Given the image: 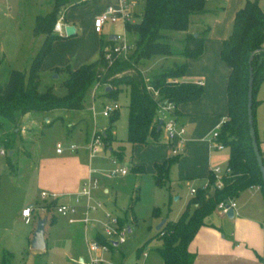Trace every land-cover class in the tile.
I'll return each instance as SVG.
<instances>
[{"label": "rangeland", "instance_id": "1", "mask_svg": "<svg viewBox=\"0 0 264 264\" xmlns=\"http://www.w3.org/2000/svg\"><path fill=\"white\" fill-rule=\"evenodd\" d=\"M143 3L144 0H141L136 6V16L140 15ZM70 5L72 7L67 10L66 7L61 9L57 21L60 14L64 13L65 26H76L78 32L72 37L53 42L52 50L45 58L39 74V91L51 90L60 97L68 93V71L75 66L81 53L89 51L93 56L88 61L91 63L100 58L98 37L91 29L97 16L104 11L106 0H72ZM54 6V0H0V85L9 79V73L5 72L8 65L24 68V59L29 50L40 49L45 36L34 34L36 19L49 14ZM104 30L107 34L116 35L123 31L121 25L117 24H108ZM170 33L174 37L183 32ZM128 40L132 46L130 57L135 49V35L129 34ZM177 42L173 41L175 49L180 48ZM67 55L70 59H66ZM153 63L149 61L140 65L144 75H153L162 66L168 67L162 65L158 68ZM171 66L173 65L169 67ZM100 86L97 82L93 84L85 97V107L82 110L58 109L37 113L43 117L34 123L31 121L35 118H22L18 128L0 118L5 122L4 131L0 130V150L5 149L7 152V155L0 154V264L5 254L6 264H87L90 260L92 232L110 239L105 231L109 222L107 214L118 217L119 230L125 233L123 239L120 235H113L112 241L120 242V245L114 250L111 246V252L106 254L109 264H162L157 251L161 247V240L155 237L156 227L163 219L178 220L190 200V189L202 188L203 180H193L187 175H181L187 174V170L191 168L193 161H190L178 169L179 176H185L184 179L181 178L183 180L169 182V188L168 184H156L151 151L144 144L133 145L127 141L130 88L122 85L121 91L112 96L105 95L106 88ZM94 90L102 93V96L95 98ZM255 92L256 103L253 110L257 138L260 140L264 135V79L257 84ZM115 103L120 107L116 134L112 130L108 142L104 141L105 145L100 146V152L90 159L86 150L88 145L96 130L102 134L110 121V117L103 115L105 106ZM158 111L162 116L165 114L162 108ZM57 144L65 147L62 157L56 154ZM70 145L78 147L77 152L81 154L82 162L90 166L97 178L98 190L93 196V204H101V207L91 212L88 231L84 224L70 225L59 217L54 228L48 226V232L54 230L58 234L57 242L55 245L50 244L45 252L37 251L31 246L32 232L36 230L40 219L49 218V215L40 211L37 203H44L39 178L42 175H57L64 167L71 168L72 161L64 160L70 159L67 156H72L68 155L72 153L69 152ZM12 147L16 151L10 149ZM111 147L115 154L122 147V157L113 155ZM168 147L171 156L176 157L177 155L172 154V146ZM226 153L227 150L221 152ZM123 169L127 170V174L112 173ZM191 171L192 169L189 170ZM212 175L216 187L221 175ZM105 189L109 193H105ZM29 204H34L36 217L30 224H26L22 213ZM83 215L84 210L82 213L79 210L78 217ZM219 217L220 214L216 211L210 220L219 222ZM232 220L228 221L233 223ZM71 230L75 234L68 239L66 233ZM93 239L101 242L96 236ZM139 248H143L142 251L139 252ZM7 249L13 251L12 256L7 254ZM143 252H147L149 256L144 257ZM81 258L85 259V263L80 262Z\"/></svg>", "mask_w": 264, "mask_h": 264}, {"label": "trees", "instance_id": "2", "mask_svg": "<svg viewBox=\"0 0 264 264\" xmlns=\"http://www.w3.org/2000/svg\"><path fill=\"white\" fill-rule=\"evenodd\" d=\"M54 9L45 16H38L34 27L37 36L44 35V42L32 58L26 70H12L8 81L0 85V118L18 128L22 118L28 113H46L52 110H82L85 97L95 82L111 87L105 95L116 96L122 85L130 88L127 141L135 144H152L162 131L159 128L157 112L166 103L177 106L198 100L203 88L200 83L182 81L187 70L186 62L162 66L160 70L147 78L140 65L155 57H167L181 54L185 58L201 55L204 34L186 35L177 40L182 48L175 49L170 32H186L190 17L204 12L205 0H144L138 21L127 24L129 34L135 35V49L128 59L114 58L109 61L107 49L114 41H102L101 55L95 62L84 64L72 70L66 80L68 93L57 96L51 90L39 91V74L45 58L52 50L53 42L64 35L54 32L57 17L62 8L72 7V0H54ZM76 6V5H74ZM221 60L229 67L226 97V119L218 130L217 140L228 148V172L221 175V187L214 186L213 173L208 175V186L197 188L190 197L185 210L176 221L166 220L155 237L161 240L157 248L162 264H193L195 254L188 247L205 220L212 215L222 201L233 200L238 194L254 185L264 193V186L256 157L251 144L247 115V91L249 79V58L253 61V126L259 152L257 131L254 118L256 103L255 89L264 79V7L259 0H246L234 17L230 34L222 40ZM119 113L110 116L109 126L103 132L108 142L115 127ZM5 122L0 120V130L4 131ZM8 140V139H7ZM14 149V147L10 148ZM122 149L119 152L122 156ZM178 161V157L164 160L154 165V179L158 185H169V170ZM102 243H108L104 235H96ZM112 249L117 246L111 245ZM143 248H139V252ZM5 264V263H3Z\"/></svg>", "mask_w": 264, "mask_h": 264}, {"label": "crops", "instance_id": "3", "mask_svg": "<svg viewBox=\"0 0 264 264\" xmlns=\"http://www.w3.org/2000/svg\"><path fill=\"white\" fill-rule=\"evenodd\" d=\"M245 2L246 0H205L204 12L192 15L190 17V24L187 31L173 37V39H175L174 41H177L183 39L186 35L204 34L206 39L203 43L201 55L196 58L187 59L181 54H176L167 57H155L151 60L154 62L153 64L155 67L158 68L162 65L169 67L175 63L180 64L186 62L187 70L181 80L200 83L203 88L202 96L198 100L178 105L177 114H169L164 111L165 114L162 116L159 111L157 112L156 117L163 120V122L169 117H174L186 129L184 142L181 146V152L176 156L178 157V161L172 165L169 170L168 178L170 183L180 182L184 179L183 177L185 176H179L180 174L178 173V169L190 161H193L190 168L192 171L189 172V169L186 172L187 174L181 175H187L189 176V179L193 180L202 179V187L208 186V175L213 167L219 166L224 169L227 166L229 155L228 148L224 147L221 150L214 149L209 142V137L218 124L226 118L227 113L226 88L229 67L221 60V43L222 40L227 38L230 34L235 14L243 7ZM110 3L111 0H106V6ZM259 5L264 7V0H259ZM136 14L137 12L135 11V15ZM136 18H138V16H136ZM77 32L78 30L76 28V33ZM91 32L97 34V44L100 49V54L103 40L111 39L114 41V45L117 43L116 34H107L104 29L102 33H97L95 31V27H92ZM64 36L67 37L66 35ZM177 44L180 48H182V44L180 42H177ZM38 49L39 48L29 50L24 59V68L20 69L17 68L16 65L13 66L10 64L5 72H8L10 75L12 70L28 69L32 58L39 51ZM92 57L93 56L89 53V51L81 53L75 66L70 69L75 70L84 64L91 63L88 61ZM66 59H70L69 55L66 56ZM145 75L151 76L146 73ZM100 87H105V91H107L108 88H111L104 85H101ZM100 87L97 88L100 89ZM94 95L95 98H97L102 96V93H97V91L94 90ZM42 117L43 115L41 114L28 113L23 117V119L35 118L31 121L34 123ZM108 126L104 129V132ZM113 130L116 134V124ZM97 131L99 130H96V132ZM152 140L154 143L145 146L153 154L152 163L154 165L162 163L168 158L174 157L171 156L168 146L175 145L178 141L169 140L163 129L161 133ZM258 142L259 147L263 152L262 158L264 161V135L263 137H260ZM121 149L123 150L121 147L115 154L114 148L111 147L112 154L121 158L122 156L119 153ZM86 150L89 158L92 159L89 154V150ZM224 150H227V153L221 154ZM69 152L72 153H69L68 155L72 156H67V158L70 159L64 160L72 161L73 164L71 168L64 167V169L57 175H42L39 180L41 182V186L43 187V192L47 191L48 194H55L57 196L56 200H50H53L55 203L77 204L80 212L82 213L83 210L85 211L86 199L81 197L79 198L80 200L77 201L78 193L81 190L83 182L89 177V175H93V173L91 172L92 170L90 166L82 162L81 154L78 153L77 150ZM74 152H77L76 155H73ZM13 153L14 151L12 154ZM56 154L58 157H62L64 153L59 154L56 149ZM139 171H141V168ZM170 176L173 178L171 179ZM178 185L180 184L178 183ZM216 187H221V180H219V185H216ZM97 190L98 188L94 190L93 196L96 195ZM105 193H109V190L105 189ZM191 196L192 195L190 194V197ZM233 200L236 202L233 218L230 219L227 215H220L218 218L219 222H214L210 220V215L206 218L205 225L198 230L196 236L188 247L189 252L195 254L193 264H264V193L258 185H254L242 190ZM37 203L40 207L42 206L41 202ZM27 207L33 208L32 219H34L36 217V208L34 207V204H29L25 206L24 209ZM59 217L64 219V221L70 225H83L80 221L71 224L65 217L60 215H52L47 218V249L50 244L55 245L58 240V234L54 232V230H50L48 232V226L50 225L51 228H54V225H56ZM22 218L26 224H30L32 222L31 220L30 223H27L23 213ZM78 218L80 219V217ZM228 220H232L233 223H230ZM85 230L88 231L89 229L85 226ZM129 232H131V228ZM34 233L35 230L32 232L30 241L33 239ZM96 233L97 232H92V239L95 238ZM73 234L75 233L72 230L67 232V238L70 239ZM7 250V254L12 256L13 251L9 249ZM46 250L42 252H45ZM6 256V254L3 255L1 264L7 263ZM80 262L85 263V259L81 258Z\"/></svg>", "mask_w": 264, "mask_h": 264}, {"label": "built area", "instance_id": "4", "mask_svg": "<svg viewBox=\"0 0 264 264\" xmlns=\"http://www.w3.org/2000/svg\"><path fill=\"white\" fill-rule=\"evenodd\" d=\"M141 2V0H111V3L106 6L105 10L101 15L97 16L94 21L95 31L97 33H102L103 29L108 24H117L121 25L123 31L122 33L117 35V43L113 45V47L107 49L106 57L109 61H112L114 58L120 59H128L129 53L132 50V46L129 43L128 35L129 32L127 30V24L134 23L136 19L135 15V7ZM65 16L64 13L60 14L58 21L55 24L54 32L59 35H65ZM119 105L115 103L114 105H106L103 115L105 117H110L113 113L119 110ZM162 108L165 112L171 114L174 110V105L172 103H166L162 105ZM226 119V118H225ZM222 120L216 129L212 132L209 137V142L211 146L216 150H221L224 148L223 144L217 140L218 130L221 124L225 121ZM162 129L167 135L168 139L173 141L177 140L178 143L172 145V154L178 155L181 152V146L184 142V135L186 133L185 127L180 124L176 118L169 117L167 118L163 124ZM104 135L103 133L96 132L90 144L88 145V150L90 152L91 157L100 152V146L104 144ZM70 151H75L78 149L75 145H70ZM57 152L59 154L64 153L65 147L61 144H57ZM1 155H7L5 149L0 150ZM127 173V170L123 169L121 171H115L112 173ZM211 172L215 175H223L228 172L226 168L222 169L219 166L213 167ZM98 188V180L95 176L89 175V177L83 182L81 190L78 193L77 201H79L81 197L86 199V210L84 211L83 217L78 218L79 207L77 204L72 203H55L53 200L57 199V196L50 195L47 192L42 193V199L44 200V204L40 207V211L49 215H60L65 217L69 223L74 224L77 222H82L86 227L89 226L90 214L92 211H97L101 204H93V192ZM195 189L190 190V194L194 195ZM53 199V200H50ZM229 208L235 209L236 202L234 200L222 201L217 205V211L220 215L226 216ZM23 216L27 223H30L33 216V208L27 207L23 211ZM109 222L105 226V231L110 239H107L108 243H102L97 240L92 239L89 244L90 251V260L87 264H109L110 262L106 259V254L111 252V245L119 246L120 242H113L112 238L114 234L120 235L123 237L125 233L120 231L118 217H114L111 214L106 215ZM114 226L116 227L114 229ZM123 241V240H122ZM144 257H148L149 254L147 252L142 253Z\"/></svg>", "mask_w": 264, "mask_h": 264}, {"label": "water", "instance_id": "5", "mask_svg": "<svg viewBox=\"0 0 264 264\" xmlns=\"http://www.w3.org/2000/svg\"><path fill=\"white\" fill-rule=\"evenodd\" d=\"M66 31V36L67 37H72L76 34V27L75 26H66L65 28ZM196 36V35H195ZM264 50V49H263ZM253 55L252 53L249 58V79H248V91H247V115H248V124H249V133H250V138H251V144L253 147V151L256 157V161L259 167V171L262 177L263 181V186H264V162L263 158L259 152L257 140H256V133L255 129L253 126V112H252V103H253V83H254V78H253V68H252V61H253ZM111 88H108L107 91H110ZM163 124V120L159 121V128L158 130L161 129V126ZM234 216V209L229 208L227 211V217L228 218H233ZM166 219H163L156 227V230L159 231L162 226L165 224ZM48 223L47 218H42L39 220L37 228L34 233V237L32 239L31 246L34 250L37 251H44L47 249V240H46V225Z\"/></svg>", "mask_w": 264, "mask_h": 264}]
</instances>
